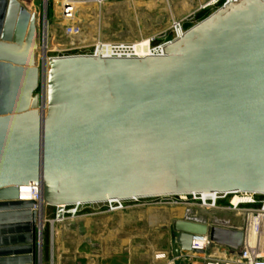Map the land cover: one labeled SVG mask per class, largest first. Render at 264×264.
<instances>
[{
	"label": "water",
	"instance_id": "obj_1",
	"mask_svg": "<svg viewBox=\"0 0 264 264\" xmlns=\"http://www.w3.org/2000/svg\"><path fill=\"white\" fill-rule=\"evenodd\" d=\"M37 18L0 0V264H40L44 207L167 194H264V0H231L164 55L48 59L39 109ZM41 209V210H40ZM238 251L243 229L177 220Z\"/></svg>",
	"mask_w": 264,
	"mask_h": 264
},
{
	"label": "rangeland",
	"instance_id": "obj_2",
	"mask_svg": "<svg viewBox=\"0 0 264 264\" xmlns=\"http://www.w3.org/2000/svg\"><path fill=\"white\" fill-rule=\"evenodd\" d=\"M22 1L37 18V61L41 69L51 57L94 55L99 44L132 47L147 39L152 50L158 49L176 37L175 24L188 30L217 11L224 0L216 5L204 0L189 12L184 7L186 0H92L79 3L71 20L62 18L61 0ZM235 197L229 194L219 199L215 210L202 208L191 198L186 203H173L176 197L145 198L122 206L74 204L65 207L60 220L57 207L44 204L40 264H204L207 258L224 251L222 246L214 244L204 255L189 254L174 261V222L196 220L223 226L232 221L242 229L244 216L246 219L248 210L260 208L264 196L255 195V204L231 208ZM161 254L166 257L159 258Z\"/></svg>",
	"mask_w": 264,
	"mask_h": 264
},
{
	"label": "built area",
	"instance_id": "obj_3",
	"mask_svg": "<svg viewBox=\"0 0 264 264\" xmlns=\"http://www.w3.org/2000/svg\"><path fill=\"white\" fill-rule=\"evenodd\" d=\"M60 5V11L63 19H73L75 12L77 10L75 6V2L77 0H61ZM87 1V0H85ZM92 1V0H91ZM97 2H104L107 0H96ZM221 0H212L213 4L216 5ZM231 0H224L222 3V6H225L227 3H229ZM236 1V0H233ZM220 7V8H221ZM176 30V37L172 40H169L162 45L158 47V49H154L153 51L155 56H161L164 55V49L163 47L174 42L178 38L184 35V33L187 30H183L180 24H175L174 26ZM73 30V29H72ZM112 49L115 53H118L120 51L123 52H130L132 50V47L125 46V45H111ZM97 51V50H96ZM97 52H95L96 54ZM94 54V55H95ZM130 57V56H129ZM135 57V56H132ZM45 63V62H44ZM47 70L46 64H43L41 67V73L39 77V86L37 93L38 96V102L42 99V105H39V109L44 110V103L46 101V97H48V76L45 78V71ZM48 101V99H47ZM34 188L36 191V200H40L41 192L40 187L36 185L35 183L31 182L29 184ZM21 190V188H20ZM211 193H190V194H167V195H159V196H150V197H138V198H132L127 200H119V199H111L104 203L110 204V206H113L114 204L123 205L125 202L129 201H139L140 199L145 198H155V199H172L173 197H176V201H173V203H186L189 201V199L197 200L199 203V206L202 208L208 209V210H215L218 208V200L221 198H224L228 196L229 194H236V196H239V201L234 203V200H232L231 208H238L240 205H252L256 203L255 195L254 193H242V192H234V193H216L214 197L209 196ZM261 196H264V194H260ZM22 199V197H21ZM179 199V200H178ZM262 205L258 209H250L248 210L246 214L245 219V226L242 228L245 233L244 242L242 247L240 248L239 254L236 256L233 260H227L225 258H209L206 261V264H264V201H261ZM76 207L82 205V204H75ZM224 226V225H223ZM230 228V225H228ZM236 229V228H235ZM212 245V241L210 240L209 236H196L192 242L193 250L192 251H181L178 256H175L174 261L178 260L180 258L186 259L189 257V254H199L206 252ZM235 251V250H234ZM158 257H166L165 254L158 255Z\"/></svg>",
	"mask_w": 264,
	"mask_h": 264
},
{
	"label": "bare ground",
	"instance_id": "obj_4",
	"mask_svg": "<svg viewBox=\"0 0 264 264\" xmlns=\"http://www.w3.org/2000/svg\"><path fill=\"white\" fill-rule=\"evenodd\" d=\"M94 1H96V0H94ZM60 2H62V1H60ZM81 2L90 3L91 0H87V1H85V0H77L75 2L76 3L75 4L76 8L78 7V4L81 3ZM45 35L46 36H44V38L46 40L48 35H49L48 29L46 30ZM43 51H44V46H43ZM99 51H100V56L101 57H109V58H112V57H129V56L130 57L135 56V57L143 58V57H146V56L153 55L154 52H155V51H153L151 49L150 42L147 39H143L142 41H138V42L134 43L133 46H132V50L130 52L120 51L118 53H115L114 50L112 49L111 45H109V44H99L98 47H97V51H96L97 53L94 56H96V55L98 56ZM47 63H48V59H47V61L45 60V64H46V68H47V70L45 71V78H47V75H48V64ZM40 75L42 76L41 72H40ZM47 99H48V97H46V101L44 103V112L46 111L47 106H48ZM40 104L42 105V99L40 100V102H38V106ZM20 194H21V197H22L23 200H36L37 199L36 198V191L30 185L22 186L21 190H20ZM215 194L216 193H211L209 196L214 197ZM36 201L39 202V207H41V209H43L44 202L41 200V198H40V200H36ZM237 201H239V196H236L234 198V203H236Z\"/></svg>",
	"mask_w": 264,
	"mask_h": 264
},
{
	"label": "crops",
	"instance_id": "obj_5",
	"mask_svg": "<svg viewBox=\"0 0 264 264\" xmlns=\"http://www.w3.org/2000/svg\"><path fill=\"white\" fill-rule=\"evenodd\" d=\"M21 3L23 2L22 0H19ZM203 1L204 0H186V4L184 5V7H185V10L186 11H192V10H194L195 9V7H197V6H200L202 3H203ZM24 3V2H23ZM244 221H245V216H244ZM232 221H230V223L229 222H226V225H224V226H228V225H230L231 227H234V228H236V229H241L240 227H237L236 226V223H234V222H232ZM222 225V224H221ZM213 246V245H212ZM211 246V247H212ZM219 246H222V245H219ZM222 248L224 249V251H221V252H217V253H215L212 257H210V258H225V259H227V260H233V259H235L236 258V256L239 254L238 252H236V251H234V250H232V249H230V248H228V247H226V246H222ZM208 251V250H207ZM207 251L206 252H204V253H199V254H197V255H204L205 253H207ZM209 258H207V260H208ZM207 260H205V262H204V264H206V261Z\"/></svg>",
	"mask_w": 264,
	"mask_h": 264
}]
</instances>
